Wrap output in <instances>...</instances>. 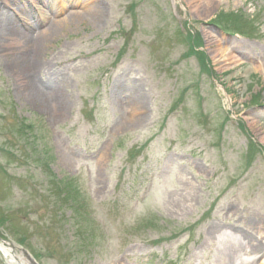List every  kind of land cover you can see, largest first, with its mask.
Here are the masks:
<instances>
[{
  "label": "rangeland",
  "instance_id": "obj_1",
  "mask_svg": "<svg viewBox=\"0 0 264 264\" xmlns=\"http://www.w3.org/2000/svg\"><path fill=\"white\" fill-rule=\"evenodd\" d=\"M31 1L0 0V21L34 41L63 25L24 53L0 38V238L25 264H262L264 0H60L28 28ZM231 12L260 37L224 32ZM39 46L42 79L64 84L59 114L14 73ZM118 76L146 106L133 124ZM22 119L37 128L27 142Z\"/></svg>",
  "mask_w": 264,
  "mask_h": 264
},
{
  "label": "bare ground",
  "instance_id": "obj_2",
  "mask_svg": "<svg viewBox=\"0 0 264 264\" xmlns=\"http://www.w3.org/2000/svg\"><path fill=\"white\" fill-rule=\"evenodd\" d=\"M102 12H103V3H100L98 1L94 4V6L89 8L88 12H85V16L92 17L94 19L95 17L99 16L100 13L102 14ZM79 13H81V11H73L72 14H79ZM15 14L17 15V12H15ZM33 16L34 14H31L32 17L30 19L31 21L28 19L24 20L23 25L25 27L28 28L32 27L34 21ZM12 18H13L12 16H8L6 20L3 19L2 22L0 21V23H2V26L4 27L3 30L0 29L1 32L0 36H2L0 38L9 40L10 37H13L14 38L13 40L18 41L20 44H22L20 46L22 47L23 53H24L23 49L35 48L41 43L39 40L44 39L47 35L53 34L54 27L55 30H57L58 28L57 26H60L61 24L63 25V23L54 22L52 24L53 32L46 31L44 33H41L38 36V40L34 41L35 40V38H33L34 35L30 36L28 31L21 32L20 29L18 28L17 22H15ZM34 44H36V46ZM38 49L39 50L35 52V55L32 58L33 60L32 62H31V58L24 59V57L22 56L19 59H16L15 60L16 70L14 73L16 74V78L22 82L21 87L24 90H26V97L29 98L30 101L34 102L37 105L39 104L40 106L54 107L53 112L55 114H59L61 113V106H58V103L60 102V104L62 105L64 102V107H66V104L68 105L67 101H65V93L63 89L64 84L63 82H58L57 80L55 81L54 79L53 80L42 79L41 75L44 72L45 68L41 67L39 69V67L36 66L41 61V59H39L40 46ZM28 55L30 54H28L27 52L25 56L27 57ZM228 57H226L228 62L234 63V60L231 57L229 58ZM45 67H47V65H45ZM35 70L37 73H35ZM125 88H127V92L125 95L122 96V98L127 95H130L129 106L135 107L136 109L135 113L134 112L130 113L131 114L130 117L124 124L127 125V124L135 123L137 119L138 121L142 120L145 114L144 109L146 106H144V103L142 101V95L139 91V88H136L135 86H132L131 88L130 86H126L125 83L122 81V79H119L117 81L113 95L116 96L122 94L123 91L126 90ZM48 89H50V91ZM48 93H50L51 95L57 98L48 99V95H47ZM254 248H259V247L254 246ZM0 250L5 254V256L7 257V261H9L11 264H24L20 262L21 259L20 261L19 259L17 260V258L15 257L16 255L11 250L10 246L0 243ZM229 259H232V256H230ZM262 264H264V262Z\"/></svg>",
  "mask_w": 264,
  "mask_h": 264
},
{
  "label": "trees",
  "instance_id": "obj_3",
  "mask_svg": "<svg viewBox=\"0 0 264 264\" xmlns=\"http://www.w3.org/2000/svg\"><path fill=\"white\" fill-rule=\"evenodd\" d=\"M225 18V20H227V22L226 23H229L231 26H233V27H235V25H236V20L234 19H231V18H227V17H224ZM219 21H221L222 23H225L222 19H221V17L219 18ZM236 28V27H235ZM237 29H239V28H237ZM27 128L28 129H31V126L30 125H27Z\"/></svg>",
  "mask_w": 264,
  "mask_h": 264
}]
</instances>
